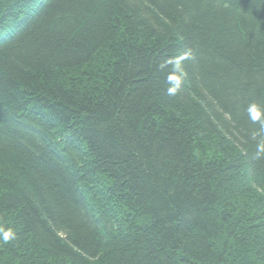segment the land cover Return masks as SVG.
<instances>
[{"label":"trees","instance_id":"trees-1","mask_svg":"<svg viewBox=\"0 0 264 264\" xmlns=\"http://www.w3.org/2000/svg\"><path fill=\"white\" fill-rule=\"evenodd\" d=\"M0 264H264V0H0Z\"/></svg>","mask_w":264,"mask_h":264},{"label":"clouds","instance_id":"clouds-1","mask_svg":"<svg viewBox=\"0 0 264 264\" xmlns=\"http://www.w3.org/2000/svg\"><path fill=\"white\" fill-rule=\"evenodd\" d=\"M170 91H171V89H170ZM250 111H251V118L253 120L259 119L260 113L258 111H256V110H254V106H253L252 109H250ZM14 238H15L14 237V232H13V230L11 228H9L7 230H4L2 232V240H3V242L7 243L9 240L14 239Z\"/></svg>","mask_w":264,"mask_h":264}]
</instances>
